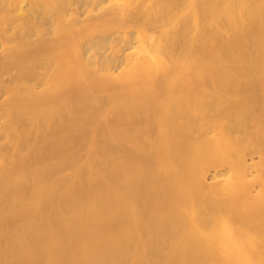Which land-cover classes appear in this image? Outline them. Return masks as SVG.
I'll list each match as a JSON object with an SVG mask.
<instances>
[{"label":"bare ground","instance_id":"bare-ground-1","mask_svg":"<svg viewBox=\"0 0 264 264\" xmlns=\"http://www.w3.org/2000/svg\"><path fill=\"white\" fill-rule=\"evenodd\" d=\"M0 264H264V0H0Z\"/></svg>","mask_w":264,"mask_h":264}]
</instances>
